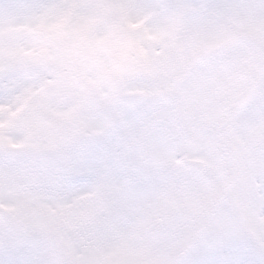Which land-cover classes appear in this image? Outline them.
Here are the masks:
<instances>
[{"label": "rangeland", "instance_id": "obj_1", "mask_svg": "<svg viewBox=\"0 0 264 264\" xmlns=\"http://www.w3.org/2000/svg\"><path fill=\"white\" fill-rule=\"evenodd\" d=\"M248 1L176 0L167 10L158 7L159 0H0V36H6L0 40V210L33 235H54L72 264H264V80L248 109L235 116L232 130L228 112L263 70L264 51L250 48L251 62L237 52L241 57L233 59H241V74L232 75L224 67L231 60L226 56L236 50V38L255 39L264 46V0ZM10 31L23 37L39 31L46 42L11 38L18 34ZM53 43L62 49L51 53ZM203 50H218V59L205 70L203 62H189L190 68L202 69L176 87L181 101L166 109L165 123L170 125L149 135L144 127H133L140 121L127 118L122 132L131 137L138 133L130 140L134 146L117 133V140L108 139L116 147L127 144L118 165H130L135 177L141 173L137 188L157 179L147 197L136 199L133 191L120 195L128 185L120 182L118 169H110L105 154L95 155L93 163L76 159L66 177L61 159L44 167L50 157L39 165V158L26 160L11 153L15 146L62 151L66 138L78 134L70 122L78 113L83 125L79 132L93 131L92 116L87 125L85 111L73 108L89 103L91 92L110 107L119 79L125 90L132 87L130 91L155 96L162 87L175 88L183 64ZM134 52L142 56L141 64ZM58 67L63 74L56 78ZM135 69L143 71L141 80L154 79L160 86L149 90L133 81ZM83 72L89 73V89L79 84L85 82L79 78ZM229 91H234L230 101ZM61 92H67L65 100ZM114 113L107 117L112 124ZM191 121L197 127H188ZM48 129L59 131L55 141ZM179 150L198 167L188 168L184 157L176 161ZM72 154L74 150H65L64 159H73ZM102 162L100 193L95 194V182L71 186L73 175L99 171ZM163 172H172L168 182L156 177ZM23 238L12 226L0 224V264H66L53 241L25 243Z\"/></svg>", "mask_w": 264, "mask_h": 264}]
</instances>
